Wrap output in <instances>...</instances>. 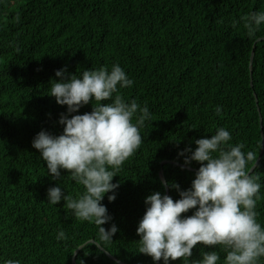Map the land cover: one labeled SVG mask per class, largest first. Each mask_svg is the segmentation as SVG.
<instances>
[{
	"label": "trees",
	"instance_id": "obj_1",
	"mask_svg": "<svg viewBox=\"0 0 264 264\" xmlns=\"http://www.w3.org/2000/svg\"><path fill=\"white\" fill-rule=\"evenodd\" d=\"M259 10L264 0H0V264H73L78 247L91 240L97 244H86L76 264H119L98 245L124 264H153L139 252L136 232L145 198L159 191L179 199L174 185L187 190L196 173L175 164H184L179 153L219 127L230 132V144L254 152L247 173L263 152L251 176L261 185L255 211L264 226V40L256 43L264 25L249 37L241 20ZM116 63L134 82L119 94L146 105L151 118L140 129L141 144L115 173L116 199L109 202L107 193L101 202L112 217L103 226L118 227L103 241L94 222L75 218L63 200L47 202L49 187L76 197L83 185L66 170L52 179L32 140L41 130L63 132L59 119L67 106L48 91L57 70L79 76ZM91 111L89 103L72 115ZM187 166L198 170L199 163ZM59 231L65 238L58 241ZM212 250L197 245L189 264ZM216 250L223 264L225 253Z\"/></svg>",
	"mask_w": 264,
	"mask_h": 264
},
{
	"label": "clouds",
	"instance_id": "obj_2",
	"mask_svg": "<svg viewBox=\"0 0 264 264\" xmlns=\"http://www.w3.org/2000/svg\"><path fill=\"white\" fill-rule=\"evenodd\" d=\"M241 20L247 35L254 37L264 25V10ZM55 76L59 80H53L48 91L57 104L67 106V114L62 113L59 119L63 132L52 135L41 130L32 147L39 151L52 179L60 178L61 170H66L75 183L83 185V191L73 197L59 185L49 187L47 202L57 205L63 200L64 208L78 220L94 222L99 239L108 241L118 227L115 223L107 229L103 226L112 217L101 202L107 193H112L107 197L109 202L116 199L119 183L112 182L115 173L141 144L140 129L151 112L146 105L125 101L119 94V89L134 82L118 63L83 70L79 76H66L60 69ZM89 103L91 112L72 115ZM215 112L219 114L221 107ZM230 140V132L222 127L210 138L196 139L194 150L189 147L179 153L185 165L199 163L191 187L181 191L174 185L180 196L175 201L159 191L145 198L146 210L136 232L139 252L151 257L153 264L161 260L163 264L177 260L189 264L197 245L214 250L202 251L201 258L190 264H218L221 257L216 246L225 253L223 264H259L264 258V226L257 221L255 211L261 185L246 172L255 154L242 151V144L233 145ZM192 209L191 215H182ZM63 238L65 233L59 231L56 239ZM4 264L20 262L8 259Z\"/></svg>",
	"mask_w": 264,
	"mask_h": 264
},
{
	"label": "water",
	"instance_id": "obj_3",
	"mask_svg": "<svg viewBox=\"0 0 264 264\" xmlns=\"http://www.w3.org/2000/svg\"><path fill=\"white\" fill-rule=\"evenodd\" d=\"M264 40V37H261L259 39H257L256 43L257 42H260V41H263ZM256 43L254 44L253 46V50H252V54H251V59H250V68H252V65H253V61H254V56H255V48H256ZM261 127L263 128V125H262V120H261ZM262 139H263V145H264V135H263V132H262ZM262 155H263V152H261L259 158L257 159V161L255 162V164L252 166V168L250 169V171L248 172L249 175H251V173L254 172V170L257 168V166L259 165L260 161H261V158H262ZM165 163H174L173 161H163L162 164H165ZM176 165H179L183 168H186L188 170H191V171H197L196 169H193L185 164H180V163H177L175 162ZM160 177H161V180L164 184V186L166 187V190H167V194L169 193V190H168V186H167V182H166V179H165V175H164V172L163 170H161L160 172ZM88 243H95L97 244L95 241L91 240V241H88L87 243L81 245L78 247V249L75 251V255L73 257V264H76L75 262V258L77 256V254L79 253V251ZM99 248L106 254L108 255L111 259L115 260L116 262H118L119 264H124L123 262L117 260L115 257H113L108 251H106L102 246L98 245ZM158 264V263H157Z\"/></svg>",
	"mask_w": 264,
	"mask_h": 264
}]
</instances>
